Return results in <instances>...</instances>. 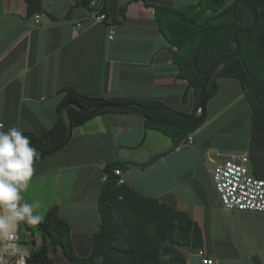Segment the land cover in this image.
<instances>
[{"label": "crops", "instance_id": "0c3cea01", "mask_svg": "<svg viewBox=\"0 0 264 264\" xmlns=\"http://www.w3.org/2000/svg\"><path fill=\"white\" fill-rule=\"evenodd\" d=\"M147 1L178 8L199 0ZM76 2L42 0L38 23L26 0H0L3 130L46 132L68 86L90 96L159 101L193 113L195 89L184 99L189 82L178 75L177 47L162 32L154 6L146 0H96L116 24L109 39L107 24L96 23L93 9ZM216 81L218 93L208 101L207 121L191 133L192 145L174 148L170 136L145 127L142 113H100L73 128L60 151L34 159L24 200L39 203L43 219L57 205L71 226L76 252L86 256L101 223L97 199L104 168L120 161L127 165L122 170L128 185L191 214L213 264H264V213L225 210L212 179V169L232 152H247L250 171L264 178V130L254 128L240 81L224 76ZM22 236L31 237L21 222L16 237ZM35 239L40 242V235ZM181 249L188 264H205L198 248ZM50 254L57 264H69L61 251L51 248Z\"/></svg>", "mask_w": 264, "mask_h": 264}, {"label": "trees", "instance_id": "16d2710c", "mask_svg": "<svg viewBox=\"0 0 264 264\" xmlns=\"http://www.w3.org/2000/svg\"><path fill=\"white\" fill-rule=\"evenodd\" d=\"M28 14L34 16L43 10L42 0H26ZM264 1V0H260ZM227 0H199L195 4L172 8L151 3L154 6L162 32L177 49L174 60L179 66L178 75L189 82L185 97L191 88L195 89L197 101L193 113L199 110V92L203 76L194 68V58L200 72H208L212 64L222 55L233 51L232 36L235 28L229 24L249 23L250 3L238 0L235 16ZM76 5H85L94 10L91 0H77ZM126 6L121 8L124 14ZM72 9L66 17H70ZM105 11V9H104ZM238 20H237V19ZM209 25L215 28L205 37L201 49H197ZM241 54L251 75L256 93L264 103V12L259 13L257 28L250 34L240 37ZM237 78L250 102L254 128L264 130V109L260 107L251 91L243 61L239 58L227 63L218 77ZM64 96L58 105V116L53 126L42 134L24 131L31 146L43 150L35 158L60 151L65 139L67 127L62 112L67 102L73 101L85 108H93L102 102H136L146 106H164L159 101L123 98L95 97L77 91L73 87H64ZM218 93L217 81H214L209 99ZM119 110H101L94 114H84L70 106L73 128L84 124L93 116ZM145 127L152 128L171 137L174 148L186 141L188 136L200 126L189 123L173 115L156 116L143 114ZM208 119V113L204 124ZM34 158V159H35ZM145 166V165H143ZM126 168V163L115 161L104 168L105 179L98 195V208L101 214L99 229L92 235V251L79 256L74 248L70 224L60 215L59 207L52 206L41 222L35 226L24 225L35 247L31 250L29 264H57L51 257V248L61 250L72 264H188L187 256L181 246L200 249L203 245L202 229L198 222L186 211L178 210L166 201L145 195L126 182L119 183L115 168ZM22 202H26L23 200ZM38 231L40 242L35 239ZM24 241L25 237H19Z\"/></svg>", "mask_w": 264, "mask_h": 264}, {"label": "clouds", "instance_id": "9594fccd", "mask_svg": "<svg viewBox=\"0 0 264 264\" xmlns=\"http://www.w3.org/2000/svg\"><path fill=\"white\" fill-rule=\"evenodd\" d=\"M37 152L18 126L0 130V257L18 258L19 264L31 255L29 248L17 242L21 222L35 226L43 217L39 203L22 202L33 175Z\"/></svg>", "mask_w": 264, "mask_h": 264}, {"label": "built area", "instance_id": "2783aa9c", "mask_svg": "<svg viewBox=\"0 0 264 264\" xmlns=\"http://www.w3.org/2000/svg\"><path fill=\"white\" fill-rule=\"evenodd\" d=\"M94 7L93 19L96 23H106L109 29V39H113L116 33V24L109 21L104 6L91 0ZM36 22H40V13L35 14ZM0 130H3V123L0 122ZM193 136L190 134L186 141L176 148L181 149L193 144ZM250 157L247 152H232L226 159L212 169L214 187L219 195L223 208L227 211H254L264 213V178L256 176L249 168ZM115 174L119 177V183H125L123 170L115 168ZM17 242L29 248L35 247L31 237ZM198 254L205 264H213V259L208 258L204 249H199ZM31 255L26 258L24 264H29ZM0 264H19L18 258L0 257Z\"/></svg>", "mask_w": 264, "mask_h": 264}, {"label": "water", "instance_id": "95a60500", "mask_svg": "<svg viewBox=\"0 0 264 264\" xmlns=\"http://www.w3.org/2000/svg\"><path fill=\"white\" fill-rule=\"evenodd\" d=\"M250 3V9H249V23L247 27L242 26V22L238 20V24H229L230 26L235 28V31L232 36V44H233V51L222 55L220 58H218L210 67L208 72H200L198 70L197 64H196V57L194 58V68L196 71H198L204 78L203 83L200 88L198 100H199V110L196 113H187L178 109H174L172 107L168 106H146L142 103H136V102H102L98 105H96L93 108H85L81 104L77 102H67L63 108L62 112V118L63 121L66 124L67 132L64 141L61 144V147L65 146L71 136H72V130H73V123L72 118L69 112V107L74 106L76 107L80 112L84 114H94L101 110H119V111H129V112H135V113H142V114H151L156 116H166V115H173L176 117H179L189 123H192L196 126L202 125L204 119L207 116L208 113V101H209V93L211 90V87L218 78V75L222 68L229 63L230 61L234 59H241L243 61L244 70L246 72V76L249 81V85L251 88V91L253 93L254 98L256 99L258 105L264 109V103L260 100L258 94L256 93L255 86L253 79L251 75L249 74V71L247 70L246 64L244 62V58L241 54L242 51V45L240 42V37L244 35H248L252 33L258 26L259 23V13L262 11L264 12V1L260 0H248ZM238 0H234L233 5L231 7V10L233 11V15L235 16V8L237 5ZM236 17V16H235ZM215 28L213 25H209L206 29L203 37L201 38L197 54L199 53L202 43L205 39V37ZM37 153H43V150L36 149Z\"/></svg>", "mask_w": 264, "mask_h": 264}, {"label": "rangeland", "instance_id": "374dc122", "mask_svg": "<svg viewBox=\"0 0 264 264\" xmlns=\"http://www.w3.org/2000/svg\"><path fill=\"white\" fill-rule=\"evenodd\" d=\"M232 0H227V3L229 4ZM191 145V144H190ZM189 145V146H190ZM188 147V146H187ZM37 233L36 234H39L38 231H36ZM61 251V250H59ZM76 251V250H75ZM77 253V252H76ZM61 254L63 255V258H64V261H68L69 264H71V262H69L70 260L64 255V253L61 251ZM78 254V253H77ZM52 256V254H50V257ZM53 257V256H52ZM51 257V258H52Z\"/></svg>", "mask_w": 264, "mask_h": 264}]
</instances>
